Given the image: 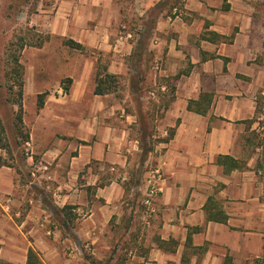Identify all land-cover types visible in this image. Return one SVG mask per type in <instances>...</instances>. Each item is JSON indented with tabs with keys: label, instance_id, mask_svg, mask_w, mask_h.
Masks as SVG:
<instances>
[{
	"label": "crops",
	"instance_id": "1",
	"mask_svg": "<svg viewBox=\"0 0 264 264\" xmlns=\"http://www.w3.org/2000/svg\"><path fill=\"white\" fill-rule=\"evenodd\" d=\"M168 1L134 0L142 21L164 4L148 47L161 60L155 72L174 80L159 125L162 138L174 134L155 142L147 157L162 174L150 224L135 190H146L149 171L136 181L132 171L144 165L142 146L114 108L101 104L69 133L79 147L44 152L52 169L44 187L53 190L54 208L23 194L17 172L0 165V264H26L30 247L41 264H224L227 256L255 264L264 254L263 145H254L264 134V0ZM57 2L74 10L59 33L70 26L71 38L86 48L125 57L145 30L142 22L135 36L114 34L118 0ZM122 68L108 65L113 73ZM190 101L199 104L190 108ZM220 156L238 166L218 163ZM114 167L118 176L109 175ZM212 202L227 222L208 219ZM68 243L85 257L69 253Z\"/></svg>",
	"mask_w": 264,
	"mask_h": 264
},
{
	"label": "rangeland",
	"instance_id": "2",
	"mask_svg": "<svg viewBox=\"0 0 264 264\" xmlns=\"http://www.w3.org/2000/svg\"><path fill=\"white\" fill-rule=\"evenodd\" d=\"M118 1L122 15L118 23L113 18L116 19L114 34L119 36L131 32L135 36L140 30L139 25L146 23L145 30L136 42V47L139 40L143 44V53L139 57L134 58V51L122 57L115 55L117 52L114 51L102 52L90 47L80 50L66 45L64 40L71 38L69 33L72 32L70 26L63 28L70 24L68 19L73 17L74 10L67 5L60 6L57 0H0V117L4 126V130L0 126V165L10 166L17 172V178L21 181L20 188L24 189L23 194L42 198L49 208H54L55 201L53 190L44 187V183L52 179L51 164L43 159L44 152L52 146H64L66 149L70 143L79 147L82 141L75 139V135L70 137L69 133L78 129L79 119L90 118L95 108H101V104L114 108L118 119L125 121L141 146H152L162 138L160 120L164 103L172 97L174 80L172 76L160 77L155 72L154 64H160L161 60H155L148 43L158 12L164 4L150 12L149 21H142L134 0ZM178 1L169 0L168 4ZM61 24L64 25L62 32L65 35L58 31ZM22 43H26L24 48H21ZM12 52L20 54L25 68L23 124L20 129L16 123L20 107L14 101L17 88L11 94L8 92L10 77L7 72L13 66L10 58ZM92 61L93 70L91 63H88ZM98 62L101 65L123 66L120 71L114 72L119 77V83L116 90L107 96L94 94V74ZM68 78L72 81H68ZM163 83L167 84L169 90L159 88ZM65 86H69L68 92ZM45 92L44 104L40 107L39 96ZM27 133L31 144L23 139V134ZM259 142L263 145L260 164L264 176V134L254 138V145ZM70 152L73 156L78 153V149L76 151L72 148ZM147 157L138 171L136 168L132 170L137 172L133 180L144 176L154 166L153 161H148ZM46 163L49 164L48 174L38 172L37 167ZM33 172H36V176L32 175ZM85 173L86 168L81 171L80 180H85ZM118 174V171L111 170L109 175ZM71 246L68 243L69 253L85 257L84 250ZM113 253H117L116 248Z\"/></svg>",
	"mask_w": 264,
	"mask_h": 264
},
{
	"label": "trees",
	"instance_id": "3",
	"mask_svg": "<svg viewBox=\"0 0 264 264\" xmlns=\"http://www.w3.org/2000/svg\"><path fill=\"white\" fill-rule=\"evenodd\" d=\"M64 43L72 48H76V49H80L83 50L85 47L71 39V38H67L64 40ZM26 45V43H22L21 44V48H24ZM142 42L141 40L138 41L137 47L133 52V56L135 57H139L142 55ZM10 58H11V62H12V68L10 69V71L8 70L7 74H8V80L10 83H8V92L11 94L15 91V89L17 88V98L14 100L15 103L20 107V111L17 113V117H16V123L18 128L20 129L21 125L23 124V107H22V98L24 95V65L21 62L20 59V54L17 52H12L10 53ZM137 60V59H136ZM178 76V75H177ZM95 87H94V94L96 95H107L110 93H113L116 88L117 85L119 83V77L117 74H114L112 72H110L108 70V64L105 65H101L99 62L98 64H96V70H95ZM68 81H72L71 78H68ZM65 90L66 92L69 91V86H65ZM47 94V92L40 94V100H39V106L43 107L44 104V100L43 97L44 95ZM210 98L212 97L211 94H202V98ZM194 103L199 104V101H190V108L192 107V105ZM0 126L2 127V129L4 128V126L2 125V120L0 117ZM4 130V129H3ZM174 134V129L169 130L168 136L164 137L162 139H160V141H168ZM24 135V141H28L30 138V135L27 134H23ZM153 147L151 145H144L142 146V159H141V163H144L146 157L148 156V154L150 153V151H152ZM230 161V163H229ZM218 163L220 164H224L230 167V168H234L237 165L236 161L234 160V158L230 157V156H220L218 158ZM213 200V199H212ZM211 200V201H212ZM210 212L208 214V219L210 220H216V221H221V222H227L228 220V216L226 215V213L220 209L217 204H215V202H212V205ZM208 206H206L207 209ZM42 260L40 258L39 253L34 250L33 248H29L28 251V259H27V263L26 264H41ZM224 264H233V259L231 256H227L225 259V263ZM255 264H264V254L259 257L256 258L255 260Z\"/></svg>",
	"mask_w": 264,
	"mask_h": 264
},
{
	"label": "built area",
	"instance_id": "4",
	"mask_svg": "<svg viewBox=\"0 0 264 264\" xmlns=\"http://www.w3.org/2000/svg\"><path fill=\"white\" fill-rule=\"evenodd\" d=\"M49 164H40L37 168V171L43 172V174H48ZM115 170V167L112 168ZM33 176H36V172L32 173ZM162 174L159 168L152 167L149 170V175L146 178V190L142 193V186H135V190L140 192L142 195L140 197L142 204V216L143 221L146 224H150L154 213L156 212V204L161 193L160 181L162 180ZM49 178V177H48Z\"/></svg>",
	"mask_w": 264,
	"mask_h": 264
}]
</instances>
